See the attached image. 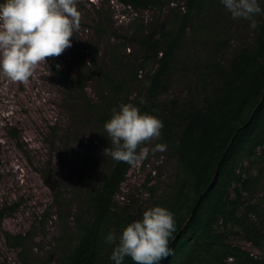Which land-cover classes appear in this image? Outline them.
Returning a JSON list of instances; mask_svg holds the SVG:
<instances>
[{
  "label": "trees",
  "instance_id": "1",
  "mask_svg": "<svg viewBox=\"0 0 264 264\" xmlns=\"http://www.w3.org/2000/svg\"><path fill=\"white\" fill-rule=\"evenodd\" d=\"M102 1H117L135 12L161 11L164 6V0ZM219 1L183 0V9L175 10L169 22L153 19L148 25L136 26L132 38L139 55L130 65L120 57L117 66L119 71L124 69L118 75H126L117 83L106 73L100 77L111 95L102 101L106 108L121 96L125 84L137 86L136 94L124 103L129 100L141 113L162 121L160 138L149 143L166 145L175 169L167 191L146 209L134 210L116 200L133 164L109 158V165L93 179L77 212L69 204H61L67 227L71 225L73 232L64 237L56 264H114L109 257L115 245L105 237L110 233L118 236L156 206L169 210L175 219L169 242L173 254L160 264H264L235 242L238 238L259 246L264 241V4L258 0L262 12L255 17L257 27L251 41L235 47L224 63L216 57L230 49L231 41L223 35L225 31L216 30V56L196 60L192 67L186 61L180 66L189 75L188 97H162L187 33ZM146 64L153 68L142 78L139 72ZM55 70L67 87L85 89L86 74L75 80L68 72ZM141 98L145 103H140ZM109 114L100 118L107 121L112 112ZM8 132L17 142L18 131L12 127ZM150 194L155 190L150 189ZM58 195L54 191L56 200ZM17 206L0 207V222ZM7 237L18 245L23 240L22 235ZM123 264L133 262L125 258Z\"/></svg>",
  "mask_w": 264,
  "mask_h": 264
},
{
  "label": "rangeland",
  "instance_id": "2",
  "mask_svg": "<svg viewBox=\"0 0 264 264\" xmlns=\"http://www.w3.org/2000/svg\"><path fill=\"white\" fill-rule=\"evenodd\" d=\"M219 3L212 8L215 13L207 10L193 32L187 33L163 98L188 97L189 75L180 66L186 61L192 67L196 60L215 57L216 30L225 31L223 35L231 41L230 49L216 57L224 63L235 47L251 41L255 30L250 22L233 19ZM183 5V0H164L161 11L135 12L117 1L77 0L81 20L71 38L72 47L59 57L46 58V64L38 65L27 83L13 82L0 72V207L18 204L0 222V264L57 263L64 237L73 232L61 204L77 212L91 182L110 162L103 151L111 142L103 127L106 120L100 116L118 110L125 98L137 92L135 84H125L121 96L106 108L102 101L111 95L100 77L106 73L117 83L126 75H118L124 70L117 69L120 57L130 65L139 55L132 38L136 26L148 25L153 19L169 22ZM55 68L75 80L86 74L85 89L64 85ZM152 68L146 64L139 72L142 78ZM12 127L18 131L17 142L9 135ZM144 147L148 155L133 164L116 199L134 210L146 209L166 192L175 169L169 152H153V143ZM150 189L155 190L154 197ZM54 191L59 193L57 200ZM8 234L22 235L23 240L18 245ZM235 242L264 260V241L259 246L238 238Z\"/></svg>",
  "mask_w": 264,
  "mask_h": 264
},
{
  "label": "clouds",
  "instance_id": "3",
  "mask_svg": "<svg viewBox=\"0 0 264 264\" xmlns=\"http://www.w3.org/2000/svg\"><path fill=\"white\" fill-rule=\"evenodd\" d=\"M233 19H244L252 28L262 9L258 0H220ZM81 14L77 0H3L0 2V72L9 80L27 83L36 67L46 64V58H56L72 47L73 33L80 27ZM140 103L145 101L141 98ZM111 142L104 156L127 164L136 163L148 155L142 147L158 140L163 123L133 104H121L113 109L103 125ZM156 144L153 152L166 150ZM139 150V152H138ZM175 231L173 214L163 207H152L142 218L129 223L118 236L105 239L114 244L109 259L123 264L130 258L133 264H160L173 254L170 239Z\"/></svg>",
  "mask_w": 264,
  "mask_h": 264
}]
</instances>
